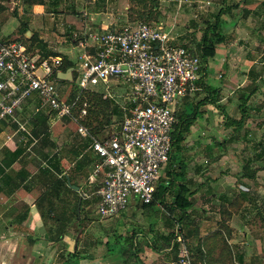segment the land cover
<instances>
[{
    "label": "built area",
    "instance_id": "2783aa9c",
    "mask_svg": "<svg viewBox=\"0 0 264 264\" xmlns=\"http://www.w3.org/2000/svg\"><path fill=\"white\" fill-rule=\"evenodd\" d=\"M90 39V52L80 54L72 69L79 91L113 99L109 84L117 79L131 90L129 101L121 106L118 134L97 140L85 127L76 129L82 139H89L88 150L98 159L90 182L100 177L96 212L109 219L126 211L133 199L142 204L152 201L172 153L175 106L197 90L200 62L174 45L172 29L162 22L104 30ZM61 62L58 56L41 58L18 42L0 44V122L14 119L23 105L36 101L35 114L72 118L75 102L61 99L60 87L56 88ZM98 87L103 91L97 92ZM85 114L82 109L79 117ZM16 136L20 141L31 136L26 123L6 139ZM174 235L177 264H201L194 260L178 227Z\"/></svg>",
    "mask_w": 264,
    "mask_h": 264
},
{
    "label": "crops",
    "instance_id": "0c3cea01",
    "mask_svg": "<svg viewBox=\"0 0 264 264\" xmlns=\"http://www.w3.org/2000/svg\"><path fill=\"white\" fill-rule=\"evenodd\" d=\"M242 2L244 3L239 8V11L250 7L252 10L250 11L249 9V15H253L254 19L257 17L258 20L262 21L261 24L264 26V0H243ZM233 13L234 19L228 25L231 28V32L237 34L238 31L235 29L238 23L241 24V21L238 19L239 15L236 12ZM255 21L257 20L255 19ZM232 24L233 26L235 25V29L233 26H230ZM235 34L234 40L222 45L220 48L219 60L222 58L223 61L224 58L225 63L219 62L218 68V54H216L214 60L208 64L205 73L200 72V78L196 85L197 90L183 97L177 103H181V108L184 110L190 106L196 110V121L190 129L187 139L190 137H198V139L204 141L210 137L209 142L201 144H204L206 149L207 147L210 150L212 149L213 152L216 150L217 152L219 151V143H217L219 137L213 136L214 133L211 130L213 121H220L222 123L224 116L235 120L240 118L238 109L240 103L230 97L231 92L229 88L231 84L229 82L233 81V76L237 79V76H240L241 73H247L254 64V61H251L249 56L238 59L237 51L241 47V38H238L236 41ZM175 39L174 36V41ZM231 55L235 59L237 58V61L233 62L237 69L230 71L227 68V62H229L227 57ZM217 72H219V79L216 78ZM227 72L230 73V76L227 75ZM220 73H222V76ZM248 79V76H240L237 89L241 90L247 86L250 83ZM59 87L61 90L62 86L60 84ZM211 89L218 90L219 100L215 105L201 102L208 96ZM251 103L249 101L247 105L252 107ZM35 104L38 103L34 102L23 105L22 109L15 114L14 119L0 123V264H122L119 254H110L107 252L105 246L106 243H114L116 234H119L122 239L134 236L133 245L135 248L137 246V255L141 264H172L169 249L155 253L141 242L142 240H148L149 242L158 241L172 232V228L169 226L170 222L164 216L165 209L157 204L160 212L157 210L154 212L136 211V206L139 202L135 199L131 200L126 211L117 216H120L118 218V227L110 230V235H105L97 245L83 242V236L86 230L79 240L78 236H75L72 230H68L61 241H49L48 228L43 224L37 206V200L50 183L48 177L44 173H41L45 168H50L48 162L43 161L39 154H36L35 151L33 152L32 148L36 140L32 136H25L24 141H20L18 136L14 137L11 141H7L6 139L7 136L14 133L19 125L25 123L26 128L32 134V123L35 113L31 116L28 114L33 112V105ZM251 112L249 111L250 119L248 127L253 125ZM223 130H225L223 132L224 135H228L229 131L226 129ZM56 132L58 134L57 138L60 141L58 143L62 147V149L60 148L62 157L56 169H50L49 177L59 178L70 175L75 180L78 176L75 165L80 162L85 163L88 146L86 150L82 151L83 143L80 142L78 144L76 141H72L66 143L69 146L64 147V141L67 140L64 139L61 141L59 130L56 129ZM216 133L219 134V126H217ZM81 140L84 141L85 139ZM4 148H7L10 153H18L15 163L7 169H4L5 167L3 166V161L7 162V160L2 161L3 156L1 150ZM40 153L42 152L40 151ZM195 153L196 155L198 154L197 151ZM175 156L180 158L179 152H175ZM8 157L10 159L13 158L12 156ZM221 164L218 161L213 164V169L208 167L210 169L208 171L211 173L204 174V177H200L199 175V173L204 172L202 168L193 169L192 166L186 164H174V172L183 170L185 177L179 182H173L174 185H171L170 189L165 191L164 200L166 203H170L174 195L173 191L170 192L172 186L176 189L175 191L189 190L191 194L189 200L192 201V207L189 210L190 219L187 221V225L191 229H199L200 236L202 237L210 235L216 230L219 231L220 198H230L234 195L233 189H235L236 194L238 193L235 182L233 183L229 178L224 179L219 175V165ZM1 169H4L3 173H1ZM170 169L172 168L170 167ZM86 171L87 168L81 172L82 175L86 174ZM213 171L216 174L210 178ZM90 176L91 174H89V180ZM160 184L165 187L169 185V179L165 172H163L157 186ZM244 184L247 185L245 181ZM78 190L77 192L81 194V189L78 188ZM63 210H65L64 206ZM63 210H60L61 213ZM51 216L53 217L54 215ZM241 220L242 217L239 215L232 217L227 222V225L232 229V236L235 231H240L243 223ZM241 231L243 232L244 230ZM228 243L231 245L233 243L232 239ZM216 244L219 246V236ZM74 252L79 253V255L75 260H72L70 256Z\"/></svg>",
    "mask_w": 264,
    "mask_h": 264
},
{
    "label": "rangeland",
    "instance_id": "374dc122",
    "mask_svg": "<svg viewBox=\"0 0 264 264\" xmlns=\"http://www.w3.org/2000/svg\"><path fill=\"white\" fill-rule=\"evenodd\" d=\"M22 1L0 0V44L17 41L19 39L30 41L36 38L37 41L44 42L47 50L50 52L66 57L74 64V68L78 62L79 55L83 52H90L91 35L101 33L104 30L118 31L128 23L135 24L136 22H141L138 19V13L143 12L145 9V12H150L149 23L156 24L162 22L165 26L172 29V36L176 38L175 44L189 45V49L194 50L195 43L205 28L203 24L204 20L210 15H216L219 11V3H221V0H156L155 5L154 0H56L55 4V0H44V6L33 5L31 8H27L25 12L24 8L26 6L22 4ZM232 2L237 3L238 0L229 1L231 4ZM249 9L250 11L252 10L250 7H246V9L240 11L233 10L236 13L239 11L240 16H238V19L241 21V24L238 23L237 28L233 24L230 26H233L238 31L237 34L233 31L236 36V41L238 38H241V47L237 51L238 59L249 56L251 61H254L253 66L247 73L240 74V76H248L250 82L259 85V91L253 95L250 101L252 102V107L248 109V111H252L251 117L253 125L247 126L246 129L244 127L237 142H228L227 134L224 135L223 133L225 131L223 130L225 129L223 122L213 121L211 130L214 133L213 136L219 137V141L217 142L219 143V151L217 152L216 150L213 152L212 149L210 150L208 147L206 149V146L201 144L209 142L210 137L204 141L198 139V137H190L189 139L187 137L180 149L177 150L180 158L176 156L171 163H168L164 170L166 174L174 169V164L177 165L178 159H180L181 164L192 166L193 169L202 168L204 172L199 173V175L200 177H204V174L210 172L208 171L210 170L209 168L213 169V164L219 161V163H222L219 165V175L224 179L229 178L234 183L235 178L229 175L228 172L234 169L240 170L241 158H253L255 154L253 147L256 143L264 140V26L261 24L262 21L258 20L257 17H255L257 20L255 21L254 16L249 15ZM24 22H26L29 31L25 34H20L19 29ZM229 32L231 35L233 34L231 28ZM192 34L194 37H192ZM34 44L33 48H36L37 43ZM220 48L221 46L217 52L218 68L219 62L225 63L224 58V62L222 58L219 60ZM227 59L229 60L227 62V68L230 71L237 69L233 63L237 61V58L235 59L231 55ZM220 74L222 76V73ZM227 75L230 76V73L227 72ZM218 76L219 72L216 73V78ZM240 76H237V79L233 76V81L229 82L231 84L229 88L231 92L230 97L232 98L236 96L234 93L239 91L237 86ZM122 82V80L117 79L109 84L113 97V99L109 100L117 108V111L120 112V116L122 114L121 106L127 104L131 97L130 88ZM96 90L97 92L103 91L101 87L96 88ZM78 93L79 88L76 81L73 80V82L63 84L62 89L59 91V97L65 100H71ZM103 99L108 98L103 97ZM37 103L33 105V112L28 114L29 116L33 115L34 108L39 105V102ZM181 109V103L176 104V112L179 113ZM192 111V106L186 108L187 114ZM55 120L56 117L51 115L49 119V131H52L54 134L56 129L59 130L61 141L64 139L67 140L64 141L65 144L76 138L82 139L76 132L74 123L66 121V119H62L59 122ZM55 122H58L59 125H56L57 123ZM217 126H219V134L216 133ZM103 130L105 131L106 129ZM244 131H247V137H243ZM222 142H224V146L220 145ZM225 146L227 149H225ZM237 150H239L241 155H238ZM196 151L198 153L197 155L195 153ZM221 154H224V156ZM259 154L263 158V161H257L251 164V169L257 170L256 178L251 181L243 179L241 182L244 183L245 181L247 183L246 187L256 204L263 205L264 170L258 169H264V147L262 149L260 148ZM88 174H92L91 169L88 170ZM215 174L216 172L213 171L210 178L214 177ZM100 180V177L94 179L92 182L96 183L95 185H90L92 182L89 179L86 182L84 181V187L89 192L91 204L83 214L85 218L83 229L86 230L83 236V242L91 245L99 244V241L105 235H110V230L118 227V218L120 217H117V215L115 216L116 218L101 219L98 216L96 212L98 199L93 191L96 186H100ZM175 190L174 186H172L170 192H174ZM233 192L235 195V189H233ZM136 207V211L143 210L139 204ZM154 209V211L157 210L160 212L158 206H155ZM254 214L255 210L248 203L242 205L240 217H242L241 221L243 223L240 231H235L232 236L233 264H264V237L260 233V222L255 219ZM175 227L172 228L173 233H175ZM244 227L245 229H243ZM241 230L244 231L242 232ZM110 244L109 247L112 249L114 247L113 242ZM191 253L196 262L204 264L198 256L193 252ZM240 254H243L242 261H238Z\"/></svg>",
    "mask_w": 264,
    "mask_h": 264
},
{
    "label": "trees",
    "instance_id": "16d2710c",
    "mask_svg": "<svg viewBox=\"0 0 264 264\" xmlns=\"http://www.w3.org/2000/svg\"><path fill=\"white\" fill-rule=\"evenodd\" d=\"M229 1L230 0H221L218 13L216 15H210L206 20H204L203 24L205 28L198 41L195 43L194 50L189 49V45H178L174 43L175 46L182 47L187 50L190 56L199 59L201 73H205L208 64L214 60L219 47L234 40V34L231 35L229 33L230 27L228 24L231 23L232 19H234L233 10H239L244 2H242L243 0H239L237 3L232 2L231 4ZM22 4L26 6L24 8V11L26 12L27 8H31L33 5L44 6L45 1L23 0ZM154 4L156 5V0H154ZM145 10L141 13H138V19H140L141 22L136 23L152 24L149 23L150 12H145ZM237 14L240 16L239 11ZM131 24L128 23L127 25ZM19 31L20 34H25L29 31L26 22L22 23ZM192 37H194L193 34ZM12 42H18L25 45L29 52L33 54L38 53L41 58L54 56L60 57L62 62L59 66V71L61 73H65L68 69H74V64L71 61L60 54L50 52L47 50L46 44L44 42L37 41L36 38H33L30 41L19 39ZM33 43H37L36 48H33ZM56 78L57 77L55 76V79ZM72 79L75 80L74 71L72 72ZM64 83L70 82L56 80V84H60L61 86H63ZM258 91L259 85L250 82L247 86L235 93L236 96H234V99L240 103L238 106L240 118L235 120L228 116H224L223 124L225 129L229 131L227 135L228 142H237L238 137H240V133H242V130H244V127L246 129V127L249 125L250 117L248 109H250V107L247 105V103L251 101L253 95ZM187 95L188 93L184 97ZM218 100V90L211 89V91L208 93V96L201 102L215 105ZM66 101L75 102V104L72 109V118L70 117L63 119L74 123L76 129L78 126L85 127L88 130L89 135L97 140H101L112 134H118L122 117L120 116V112H118L117 108L111 104L109 99H103L102 95L98 93L79 91L75 98ZM82 109H85L86 114L82 117H79V113ZM34 115L31 136L34 138V140H36V143L33 145L32 149L33 152L35 151L36 154L41 156L43 161L45 160L48 162L50 167L45 168L41 172L44 173L50 180L49 186L44 192L41 193L39 199L37 200V206L40 212L41 220L45 227L48 228L47 232L49 234L50 242L61 241L63 236L67 234L68 230H72L74 235L78 236L79 240L85 231V229H83V223L85 219L83 214L91 204V201L89 200V192L84 187V181H88V170H93V165L98 162V159L90 150L87 149L89 139L82 141L80 138H76L70 142L76 141L78 144L81 142L83 143L81 150L83 151L87 149L88 151V154L85 156V163L80 162L79 164L75 165V170L78 173L77 178L74 180L70 177V175L61 176L59 178H50V169H56V166L61 160L62 147H60L58 143L59 140L57 138V132L54 131L53 134L52 131H49V119L51 114L40 112L37 113V115ZM73 118L76 119V122L73 120ZM175 118L176 122L171 133L172 153L168 163H171L173 157H176L174 153H178L177 150L180 149L181 145L188 137L191 127L195 124L196 110L193 109V111L189 114H187L186 110L184 109H181L179 113H177L175 110ZM60 120L55 121L59 122ZM58 122H55L57 123L56 125H59ZM103 129L106 130L104 131ZM243 137H247V131H244ZM261 141L262 142L256 143V145L253 147L255 151L253 158L245 159V157H240V170L234 169L228 172L229 175L235 178V187L238 189V193L230 198H220L219 231L216 230L210 235L202 237L200 236L199 229H191L187 225V221L190 219L189 210L192 207V201L189 200L191 195L189 190L174 191V195L170 203L165 202V191L170 189V186L173 185V182H179L185 177L183 170H179L177 172L172 170L171 172H168L167 177L169 179V185L166 187L162 186L161 184L157 186L153 194L152 201L149 204H142L139 202L141 209L147 212H153L157 204L162 206L163 209H165L164 216L170 222V228L175 226L178 227L179 233L185 239L190 252H193L196 256H198L204 262V264H233L234 257L232 254V246L228 243L229 240L232 239V229L227 225V222H229L232 217L240 215L241 208L244 203H248L253 208V210H255L254 216L255 219L260 222V233L264 237V204H256L254 199L251 198L246 185L241 182L243 179L251 181L256 178L257 170L251 169V164L256 163L257 161H263V158L259 154L260 148L262 149L264 147V140ZM220 145L224 146L225 144L222 142ZM67 146L69 145L64 144V147ZM225 149H227L226 146ZM40 151L42 153H40ZM237 151L238 155H241L239 150ZM1 154L3 156L2 161L7 160V162L3 161V166L5 167L4 169H7L10 167V165L15 163L18 156L17 152L10 153L7 148L2 149ZM221 155L224 156V154ZM8 156H12L13 158L10 159ZM178 164H181L180 159H178ZM85 168H87L86 174L82 175L81 172L85 170ZM4 169H1V173L4 172ZM258 170L264 169L259 168ZM95 184L96 183H92L90 185ZM72 187L81 189V194L77 191H74ZM98 188L99 187L96 186L93 192H96ZM63 206L65 210H63ZM60 210H63L62 213ZM51 215L54 216L52 217ZM218 236L219 246L216 244ZM133 238L134 236L122 239L119 234H116L114 238L115 241L113 243L114 247H112V249L109 247L111 244L106 243L105 246L107 248V252L110 254L118 253L122 264H141L137 255V246L135 248L133 245ZM174 238L175 235L173 232H171L158 241L149 242L148 240H142L141 242L144 246L155 253H160L169 249L172 264H177V247L175 244H173ZM78 255L79 253L74 252L70 256V259L75 260ZM242 258L243 254H240L238 256V261H242Z\"/></svg>",
    "mask_w": 264,
    "mask_h": 264
},
{
    "label": "water",
    "instance_id": "95a60500",
    "mask_svg": "<svg viewBox=\"0 0 264 264\" xmlns=\"http://www.w3.org/2000/svg\"><path fill=\"white\" fill-rule=\"evenodd\" d=\"M57 80L64 82H72V69H68L65 73H58ZM59 88V84L56 87ZM73 190L79 191L77 187H72Z\"/></svg>",
    "mask_w": 264,
    "mask_h": 264
}]
</instances>
